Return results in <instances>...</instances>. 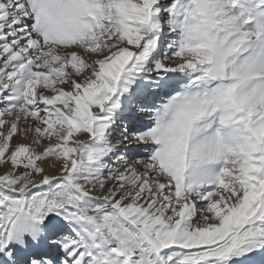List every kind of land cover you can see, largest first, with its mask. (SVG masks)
Returning <instances> with one entry per match:
<instances>
[{
  "label": "snow or ice",
  "instance_id": "1",
  "mask_svg": "<svg viewBox=\"0 0 264 264\" xmlns=\"http://www.w3.org/2000/svg\"><path fill=\"white\" fill-rule=\"evenodd\" d=\"M0 264H264V0H0Z\"/></svg>",
  "mask_w": 264,
  "mask_h": 264
}]
</instances>
